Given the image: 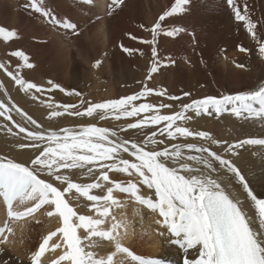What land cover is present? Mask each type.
Returning a JSON list of instances; mask_svg holds the SVG:
<instances>
[{
  "label": "bare ground",
  "instance_id": "6f19581e",
  "mask_svg": "<svg viewBox=\"0 0 264 264\" xmlns=\"http://www.w3.org/2000/svg\"><path fill=\"white\" fill-rule=\"evenodd\" d=\"M99 3L102 4V10L104 11L102 15L108 18L105 24L103 23L105 25V28L103 27L104 32L102 31L104 33V42L100 41L102 46L105 43L104 47L106 46V48L104 52L102 51L103 53L99 52L98 43L100 42H96L97 47L96 44L94 45L95 47H92L94 55L92 56L80 45V47H75L74 51L70 50V47L73 46L69 44L70 42H66L63 37H60L58 41L56 39L58 38L56 37L58 33L55 26L53 28L49 26V23L47 24L44 21L42 14L35 12L31 8V0H0V24L11 28L9 30L16 33L17 39L15 41L25 42V48L29 56H31V58L27 56L29 58L28 63L33 65V67L27 69L24 62L20 59L13 60V62L10 60V67L15 69L18 67L19 70L17 72L23 78L44 89L43 92L39 93L35 89L25 92L16 85L6 70L0 68V101L10 108L15 105L28 117L34 119L40 125L39 129L31 125L24 116L17 114L14 108L11 111L25 121L33 130L49 133L69 129L78 132L88 126H96L95 123L85 126L81 120L69 117L71 115L69 113L82 111L88 107L89 103L94 101H113L136 95L142 92L145 87L152 91L134 101L135 103L133 104L139 106L142 103L153 104L154 101H159L171 102L172 105L178 106L180 104L178 101L182 100L180 106L175 111H170L169 115L179 113L182 110V105L190 104L192 101L203 97V95L205 97L222 98L226 95L241 94L264 87V56L258 51L260 44L264 43V0H237L241 11H244V6L246 5V15L257 26L255 29L256 39L252 38L241 23L235 21L230 8L226 6L224 0H191L190 4L186 6L187 10L184 13L166 17L163 22L159 21V17L169 12L175 6L176 0H122V3L119 4H114L113 0H99ZM37 4L44 11L54 16L53 8L58 9L68 23L75 24L77 22L78 25L82 23L78 19V16L83 14V11L80 10L81 7L70 0H37ZM71 20L74 21L71 22ZM95 20L88 17V27H83V34L86 32L85 36L89 34V30L93 27ZM158 22L162 24V28L157 30L155 44L142 43L141 41L153 40L151 29ZM175 28L183 30L177 32L174 37L164 34ZM95 33L98 34V32ZM90 35L93 36V34ZM79 36L81 38L82 34ZM85 38L82 39L85 40ZM90 40L88 44L93 43L91 41L95 39L92 38ZM86 45L84 46L85 48H87ZM238 46L247 49V51L238 50ZM153 47H155L156 52L160 51V54L157 53L160 56L154 57L155 59L163 58L166 62L169 61L175 64L169 74L167 69L162 66L158 67L156 72H151L152 65L149 63L151 62L149 58L153 56ZM2 48L0 45V52ZM90 48L89 50L91 51ZM125 48L133 51L127 53L123 51ZM164 48L167 49L164 50ZM152 63L154 64L155 62ZM150 73L151 78H149ZM170 75L174 76L172 81H168ZM155 77L160 78L161 84L157 85L156 89H153V79ZM49 81L52 84H41ZM165 83L170 86L171 89L169 91L164 90L165 86H167ZM53 85L58 87L53 88ZM77 87L82 89L83 97L70 101L72 99L69 98L68 94H73V92L69 88ZM193 88L198 92H193ZM197 88H200L201 91ZM61 89H63L64 93L63 91L62 93L57 91ZM177 89H184L190 95L176 100L169 99L168 97L172 96L179 97ZM157 92H163L164 95L154 94ZM101 96L104 99H101ZM35 98L37 102L41 103H43L42 101H47V103L52 101L56 104L74 102L76 107L69 108L67 111L69 113L66 116H55L54 119L59 121L60 127L52 128L47 126L45 121V108L38 106L34 101ZM43 104L46 105L45 103ZM154 114L156 113H141L139 116L134 117L132 122H128L129 117H121L119 120L104 118L100 125L96 127L116 131L118 137H112V139H127L139 144L146 136H150L153 131H156L158 126L163 125V122L140 129H129L127 131H121V129L127 128V125L135 123L145 116L150 117ZM189 114L192 115V119H197L194 112L191 111ZM232 118V115L223 114L218 122L217 120L206 119L203 120V122H206L204 127L218 128L220 130L218 134L221 135V138L224 136L230 139H234L236 136L237 138L246 137V131L241 130L240 125ZM179 121L181 120L177 122ZM196 123H199V121L197 120ZM259 123L263 128L260 127ZM61 124H73L74 128L71 125L62 127ZM9 128H11V132L8 131ZM256 128L257 131L253 130V133L261 135V139H264V117L259 118L258 123L256 122L254 129ZM20 145H24L23 136L13 128L9 121L0 117V156L5 157V154H7L22 163L31 164V160L35 158L36 153L33 150H25ZM171 145H174L172 141L155 145L149 144L145 150H161ZM262 148L264 149V146ZM193 152H184V154L188 155ZM119 158L131 159L133 157L121 151ZM263 160L264 158L258 159V161L251 158L247 160V164L252 168V171H256V181L259 183L256 184L254 182L253 184L249 181L248 184L258 198L262 194L264 196V192L257 190V188L264 189ZM182 162L193 164L191 161ZM104 163H112V161ZM87 167L84 169H61L59 174L66 175L68 178L79 175L85 176L86 179H96L99 176V172L85 175ZM103 171H107V169H103ZM110 172H108V175H110ZM40 175L46 176V174ZM211 175L213 178L221 177L220 183L225 187V190L234 197H238L242 204L245 205L248 215L252 219L253 229L258 234L264 235L258 217L251 208L247 207L248 198L242 186L235 182L231 178V174H227L225 170H221L219 173H212ZM138 178L137 176L135 177V179ZM150 190L152 191L149 192L154 193V189ZM141 195L146 199L151 198L153 201L156 199L155 194L152 197L145 194V192H141ZM113 198L117 201V204H111V202L102 203L103 206L109 207V216L104 218V224L100 226V230L106 231V228H109V231H111L113 224H118L119 227L113 232V236L120 242L122 247L128 245L135 235L148 233L150 236V249L157 253V259L164 261V264H183V257L186 253L181 248V254H183V257H181L178 245L169 243L174 238L168 234L166 228L157 223L158 220H162L158 211L149 210L146 206L138 203L134 196L122 194L119 191L113 192ZM86 215L99 218L93 212H89ZM37 216L39 217V214ZM26 224L27 219L25 218L18 220L14 224L15 228L11 233L12 237L9 243H13L16 237L22 236ZM95 238L100 244L97 248L100 253L113 255V264H136L131 261V258L126 253L116 252L114 240ZM53 246L54 242L50 240L46 251H44V260H52L62 252V246L58 249ZM195 251V249L189 250L188 255L194 254ZM0 252L5 254L3 257L7 256L1 248Z\"/></svg>",
  "mask_w": 264,
  "mask_h": 264
},
{
  "label": "snow or ice",
  "instance_id": "6c2138e0",
  "mask_svg": "<svg viewBox=\"0 0 264 264\" xmlns=\"http://www.w3.org/2000/svg\"><path fill=\"white\" fill-rule=\"evenodd\" d=\"M190 2L191 0H176L175 6L165 15H161L159 21L163 22L166 17L184 13ZM224 2L230 8L235 21L241 23L252 38L256 39L255 29L257 26L246 15V5L244 11H241L237 0H224ZM113 3L119 4L122 3V0H113ZM30 6L35 12L49 18V23L61 25V22L54 15L38 6L37 0H31ZM160 22L151 29L153 40L141 41L142 43L155 44L157 30L162 28ZM62 26L69 30L75 29V25L71 23H64ZM182 30L175 28L164 34L174 37L177 32ZM15 37L14 31L0 27V39L4 42ZM238 50L247 51L240 46H238ZM123 51L131 53L133 50L125 48ZM258 51L264 56V43L260 44ZM10 55L22 59L26 67H33L32 64L28 63L29 58L22 51L17 50ZM156 55V49L153 47V57ZM4 67L3 64H0V68ZM156 71L157 67L151 69V72ZM7 74L25 92L32 89L38 93L44 91L34 83H26L20 77L19 72ZM149 78H151V73ZM51 83L49 81V84ZM56 87L58 86L53 85V88ZM151 91L145 87L142 92L136 95L90 105L84 111L69 114L92 116L99 112L101 119L111 115L119 120L121 117H136L141 113L154 111L156 114L150 117L145 116L143 119L127 125V128L121 129V131L140 129L163 122L164 127L159 129V134L166 135L170 140H174L177 134L185 138L210 139V135L206 132H193L176 124L178 120L191 119V117L185 116V113L189 111L195 112L197 116L213 113L219 116L224 112H229L237 118L246 120L264 117V87L246 93L226 95L222 98L205 97L201 100H194L190 104L182 105V110L173 115H160L159 109H154L152 104L142 103L139 106L133 104L134 101ZM154 94L164 95L163 92ZM183 95L188 96L190 93ZM168 98L180 99V97L175 96ZM48 107H52V105L49 104ZM63 107L67 112L69 108L76 106L65 105ZM160 107H171V105H161ZM13 108L17 114L24 116L36 129L40 128V125L23 113L21 109L15 105L10 108L2 101H0V117L12 121L10 113ZM51 115L59 116L62 113L54 111ZM12 122L13 126L18 128L19 133H25V138L32 142L27 145H20V147L39 149V152L31 160L30 166L0 158V197L7 205L8 216L19 219L22 216L33 214L37 209L47 204L54 206V210L47 214L49 216L58 214L62 220V227L50 233L40 245L33 257L34 264L44 253L45 246L58 233L62 234L61 238L67 249L59 257V260L68 261L69 264H113V255H108L106 260L97 259L92 251H86V248L92 246L91 238L93 237L114 240L116 252L126 253L131 261L136 262V264H164V261L160 259H144L122 247L113 236V232L119 227L118 224H113L111 231L100 230V226L104 224V218L109 216V207L103 206L101 202L117 204L113 198L114 191L132 195L138 203L146 206L149 210L158 211L162 220H158L157 223L166 228L168 234L174 238L169 243L179 245L186 253L183 257V264H264V235L258 234L253 229L252 219L241 200L225 190V187L220 183L221 177L213 178L211 174L225 170L231 174V178L235 182L242 186L248 198L247 207L251 208L258 217L262 233H264V198H258L254 194L245 176L231 160L222 158L211 148L195 144H176L161 150L149 151L145 150L146 146L157 143L153 138L157 135L155 131L138 144L127 139H112V137H118L116 131L96 126H88L78 132L62 129L61 132L43 133L22 127L15 121ZM174 125L176 126L174 127ZM8 131L11 132V128ZM45 143L46 146L42 147V144ZM159 143H164V141H159ZM212 143L219 145L226 142L212 141ZM245 145L264 146V139L249 138L235 142L228 145L225 151L235 155V149ZM185 148L189 152L198 153V155H185L182 151ZM121 151L134 157V161L120 159L119 153ZM107 161H112V163H104ZM182 161H191L193 164ZM214 164H218V167ZM89 165L91 167H87ZM86 167L85 175L99 172L97 182L82 185L72 182L66 175L59 174L61 169H84ZM103 169H107V171H103ZM109 171L120 172L129 176L135 174L139 177L141 184L148 189H154L155 201L138 195L137 185L131 182L127 186L115 183L113 187L107 189V195L103 197L90 194L93 189L102 187L98 181L109 182ZM40 174L54 176L55 180L59 181L61 185L66 184V187L61 190L53 186L52 183L40 179ZM73 190L88 201L93 202L91 207L99 218L79 215L74 210L68 200L65 199V195ZM17 200L21 203L27 200H35L37 203L34 207L26 209L25 212L17 213L12 211L13 202ZM78 229H83L87 236L81 238L78 235ZM4 231L5 229L0 228V234ZM84 240H89L90 243L85 245ZM53 247H60V245L56 244ZM191 249L196 251L194 254L188 255Z\"/></svg>",
  "mask_w": 264,
  "mask_h": 264
},
{
  "label": "rangeland",
  "instance_id": "374dc122",
  "mask_svg": "<svg viewBox=\"0 0 264 264\" xmlns=\"http://www.w3.org/2000/svg\"><path fill=\"white\" fill-rule=\"evenodd\" d=\"M70 1L72 3H74V4H76V3L79 4V7H81L80 10L83 11L82 12L83 14L78 16L79 17L78 19H80V21L82 23H79V25H78V23L75 22V24H74L75 25V29L69 30V29H65L62 26V24L68 23V22H67V20H65V18H63V15L60 14L59 10L56 9V8H53L54 9L53 11H54V14H55L56 18L61 22V25H56V24L54 25L52 23H49V19H47L43 15H42V17H43L44 21L47 22V24L49 23L48 24L49 26H52V28L55 26V29L57 30V33H58V35L56 36V37H58V38H56V39H58V41L60 40V37H63L66 42H68V43L70 42L69 44H71V46H73V47H70V50H73L75 47H80V46L82 47L83 46V48L86 50L87 53H89L90 55L94 56L93 53H92L93 52V50H92L93 48L92 47H95L94 46L95 44H96V47H97V43L100 42V41L104 42L103 41V39H104V37H103L104 36L103 27L105 28V25H104L105 21L108 20V18L105 15H102V13L104 12L102 10V6H101L102 4L99 3V0H78V1L77 0H70ZM87 16L89 18L96 19L95 20L96 23L94 21L93 22L94 23L93 27L90 28V30L92 32L89 30V34L87 35L88 37L84 35V34H86V32L83 34V31H84L83 29L85 28V26L88 27L87 26V20H88ZM73 21L74 20H71V22H73ZM0 27L6 29L8 31H10L9 29H11V28H8L7 26L1 25V24H0ZM81 27H82V29L80 30ZM96 27H98V28H96ZM93 28H94V30H92ZM78 31H80V32L78 33ZM95 32H98L99 35L97 33H95ZM81 34H82V37L80 38L79 35H81ZM90 34H93V36H91ZM84 36L87 37V38H85ZM82 38H85L86 41L84 39H82ZM92 38L95 39V40L91 41ZM98 38H99V40H97ZM16 39H17V35H16V37L14 39L9 40L8 42H4L2 39H0V45L3 47L2 51L0 52V64H3L5 66V68H3V69L6 70L7 73L10 72V73L16 74L17 70H19L18 67H17V69H15L14 67H10V65H11L10 60L12 62H13V60H20V59H18L15 56L9 55L10 53H13V52L19 50V51H22L25 54L27 53L26 55L29 56V54H28V52H27V50L25 48V46H26V44H24L25 42L24 43L23 42H17V41H15ZM78 39H80V40H78ZM88 39L89 40L91 39L90 41L93 42V43L88 44L89 43ZM86 42H87V45H86ZM101 42L98 43V49H100L99 52L103 53L105 48H106V46L104 47L105 43H103L104 45L102 46ZM83 44H85L88 49L85 48L84 47L85 45H83ZM89 48L91 49V51L89 50ZM166 49L167 48H164V50H166ZM170 50H172V49H170ZM3 51H4V54H3ZM157 53L160 54V51H158ZM159 54H157L156 57L160 56ZM147 56H149V55H147ZM29 58H31V56H29ZM155 58L153 56L149 58L151 60V62H149V63L152 65V68L153 67H157V69H158V67L162 66L165 69H167V73L168 74L170 73V70H172L174 68V65H175L174 63L169 62V61L166 62V60L163 59V58H160V59H155ZM21 61L24 62L22 59H21ZM152 62H155V63L153 64ZM26 68L29 69L28 67H26ZM20 77L22 79H24L26 83L29 82L28 80L23 78L21 75H20ZM173 78H174V76L170 75V78L168 79V81H172ZM159 80H160V78H157V77H155L153 79V82H154V86L152 87L153 89H156L158 87L157 85L161 84V82ZM41 84L49 85V82H47V83L44 82V83H41ZM166 85L167 86H165L164 90L165 91H169L171 88H170V86L168 84H166ZM69 89L73 92V94L72 93L68 94L69 98L72 99L70 101H74L75 99H80V97L81 98L83 97L82 96L83 95L82 94L83 91H82L81 88L77 87V88H69ZM197 89H200V88H197ZM177 90L179 91V97L180 98L185 96V95H183L184 93H189L188 91H185L184 89H177ZM29 91H31V90H29ZM57 91L59 93L60 92L62 93L61 90H57ZM199 91H201V89ZM193 92H198V91L193 88ZM63 93H64V91H63ZM232 95H236V94H232ZM204 98H205V95H203V97H201V98H199L197 100H201V99H204ZM101 99H104V97L101 96ZM34 101H35V103L38 106H41V107L43 106L45 108V110H46V112L44 113L45 114V116H44L45 121L47 123V126L52 127V128L59 126V121L54 119L55 116L51 115L52 112H54V111L60 112V113H62L61 116H66V115H68L69 112L68 113L65 112V109H62V108H64L63 106H65V105H74L75 104L74 102H70L68 104H62V103L56 104V103H54L52 101H50L49 103H47V101H42L43 103L46 104V105H44L41 102H37L36 98H35ZM105 102H109V101H107V100L103 101V102L94 101V102L89 103L88 107L90 105H94V104H98V103H105ZM178 102L181 104L182 100H180ZM133 103H135V102H133ZM49 104H51L52 107H48ZM180 104L177 106L175 104L172 105L171 102L154 101V103L152 105L154 106V109H159V114L160 115H169L170 114L169 112L170 111H175V109L178 108L180 106ZM161 105H171V107H160ZM57 106H60V107H57ZM256 107H258V106H256ZM84 110H82V111H84ZM189 112H191V111H189ZM189 112H186L185 116L191 117L192 115H190ZM194 114H195V112H194ZM223 114L232 115L229 112H227V113L224 112V113H222L219 116H217L215 113H213L211 115H203L202 114V115H199V116H197L195 114L197 116V119H192L191 118V119H184V120H181L179 122H176L177 125L186 127L190 131H193V132H206V133H208L210 135V139H201L199 137H187V138H185V137H181V136H179V134H177V136H176V138L174 140H170V139H168L166 137V135H160L159 134V130L158 129L164 127V123H163V125L158 126V129H156V131H155L157 133V135L155 136L156 137L155 140L157 141V143H159V141H164V142L172 141L174 145H176V144H179V145L195 144L197 146H207V147L211 148L212 151H214L215 153L220 155L222 158L231 160L232 163L245 176V178L247 180V183L250 181L253 184H254V182L256 184H259L256 181V171H252V168H250L249 165L247 164V160L250 159V158L254 159V160H257V161H258V159L259 160L263 159L264 158V149L262 148V146H259V145H245L242 148L235 149V152H236L235 155L225 151V149L228 147V145L233 144L235 142H239V141H242V140H245V139H249V138L261 139V135H257V134L253 133V130L255 132L257 131V128L254 129V127H256V122L257 123L259 122V118L246 120V119H243V118H236L234 115H232L233 116L232 119L237 121V123L241 127V130L246 131L247 136L246 137L244 136L242 138H237V136H236L234 139H230V138L225 137V136L221 138V135L218 134V131H220L218 128L214 129L211 126H208L210 128L209 129V128L204 127L206 122H203V120H206V119L211 120V121L217 120V122H218V120H220V117ZM10 115L12 116V121H15L17 124H19L22 127H26L29 130H33L32 128H30V126L27 123H25V121L20 119L17 115L13 114L12 112L10 113ZM100 115H101V113L97 112V113H94L92 116H87V115H84V116L69 115V117H73L74 119L77 118V119L81 120L85 126H87L88 124H91V123H95V125L97 126V125H100V123L102 121V119L100 118ZM171 115H173V114H171ZM106 119L111 120V119H114V117L109 115L108 117H106ZM128 120H129L128 122H132V121H134V117H129ZM197 120L199 121V123H196ZM7 121H9V120H7ZM12 121H9V123H11L13 125ZM70 125H71L72 128H74L73 124H61L62 127H69ZM259 125H260V123H259ZM175 126L176 125H174V127ZM260 127H261V125H260ZM13 128H15V130H17L19 132L18 128L14 127V126H13ZM261 128H263V127H261ZM249 130H251V131H249ZM59 131L60 130H58V132ZM20 134L23 136L24 145L32 143L31 141H29V140H27L25 138V133H20ZM155 137H153V138H155ZM212 141H221V142H226V143H221V144L217 145V144L212 143ZM44 146H46V143L42 144V147H44ZM23 149H25V150H33L36 153V155L39 152V149H35V148H31V147H24ZM182 151L183 152H189L186 148L182 149ZM191 154L192 155H198V153H195V152H193ZM0 158L5 159V160H11V161H13L15 163H20V164H23L25 166H30L31 165L29 163H22V162H20L18 160H15L14 157L8 156L7 154H5V157L0 156ZM129 160L130 161H134V157L129 159ZM214 166L218 167V164H215ZM222 172H224V171H222ZM227 174H229V173H227ZM77 176H72V178H69V179L72 182H74V183H79V184H82V185L83 184L97 182V178L96 179L95 178L86 179L85 176H79V175H77ZM135 177H136L135 174L129 176V175L124 174V173L111 171L110 175H109V178H110L109 182H104L102 180L98 181L102 185V187L97 188V189H93L90 192V194L97 195L98 197H103V196L107 195V189L110 188V187H113L115 183H120V184H122L124 186H127V184L129 182H131V183H135L138 186V189L140 191V192H138L139 193L138 195L142 196L141 192H143V193L145 192V194L150 195V196L153 197L154 193L153 192H149V191H152V190L148 189L146 186L141 184L139 182V178L135 179ZM39 178L43 179L45 182L52 183L53 186H56V187L60 188L61 190L64 187H66V184L61 185L59 181L55 180L54 177H50L49 175H46V176H41L40 175ZM84 179H85V181H83ZM257 190L261 191V192H264V189H262V188H259V189L257 188ZM104 191H106V192H104ZM122 194H126V193H122ZM259 197L260 198H264L263 194H262V196L260 195ZM65 199L68 200L70 205L74 208V210L79 215H86L89 212L95 213L94 209H92V207H91L93 202L88 201L85 197L80 196L74 190L71 193L66 194L65 195ZM36 203H37V201H35V200H27V201H24L23 203H21L20 201L17 200V201L13 202L12 211L13 212H17V213H23V212L26 211V209L34 207V205ZM101 203H103V201ZM0 207H1L0 208V228L5 229V231L2 234H0V248L3 249V252L6 253V255H7L6 257H3V256H5V254H1V252H0V264H34L33 257L35 255V253L38 251L40 245L43 243L44 239L50 233L55 232L59 228L62 227V220H61V218L59 217L58 214H54L52 216H49L47 214L49 211H53L54 210V206L46 204V205H43L42 207H40L39 209H37L33 214L28 215V216H22L23 218L27 219V224L25 226L24 231L22 232V236L16 237L15 238L16 240H14L13 243H9V240L11 239V237H12L11 233L13 232V229L15 228L14 224L18 220L22 219V217L19 218V219L10 218L8 216L7 205L5 204V202H4L2 197H0ZM38 214H39V217L37 216ZM106 229H105L106 231H109V228H106ZM77 231H78V235L81 236V238L87 236V233L83 229H78ZM61 236H62V234L58 233L57 236L53 237L51 240L54 242V245L59 244L60 246H62V249H63L62 252L59 253L56 257H54L52 260H44V257H43L44 253H42L41 256L39 257V260L36 262V264H67L68 263V261H60L59 260V257L61 255H63L65 251H67L66 246L64 245ZM5 237H6V239H5ZM89 243H90L89 240H84V244L85 245H87ZM91 243H92V246L90 248H86V251H92L94 253L95 258H97V259L106 260L107 256L109 254L108 255L107 254L104 255V254L100 253V251H98L97 248L99 247L100 244L96 240L95 237L91 238ZM123 247L129 249L134 255H137V256H139L141 258H144V259H157V257H158L157 253H154V251L150 249V236H149L148 233L135 235L133 240L128 245H124ZM177 247H178V250H180L181 257H183V254H181L182 253L181 252V248L179 246H177ZM46 248H47V245L45 246V251H46ZM55 248L58 249L59 247H55Z\"/></svg>",
  "mask_w": 264,
  "mask_h": 264
}]
</instances>
